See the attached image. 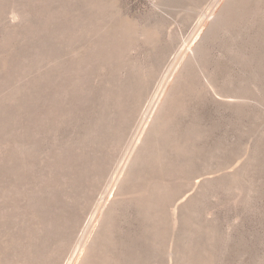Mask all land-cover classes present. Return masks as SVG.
<instances>
[{
    "label": "rangeland",
    "instance_id": "1",
    "mask_svg": "<svg viewBox=\"0 0 264 264\" xmlns=\"http://www.w3.org/2000/svg\"><path fill=\"white\" fill-rule=\"evenodd\" d=\"M0 264H264V0H0Z\"/></svg>",
    "mask_w": 264,
    "mask_h": 264
},
{
    "label": "bare ground",
    "instance_id": "2",
    "mask_svg": "<svg viewBox=\"0 0 264 264\" xmlns=\"http://www.w3.org/2000/svg\"><path fill=\"white\" fill-rule=\"evenodd\" d=\"M100 21V20H99ZM96 22V21H95ZM85 41V40H84ZM54 42V41H53ZM80 42V41H79ZM69 50V49H68ZM92 53V52H91ZM104 59V58H103ZM81 61V60H80ZM81 64V63H80ZM62 72V71H61ZM80 72V71H79ZM56 76V75H55ZM41 80V79H40ZM80 81V80H79ZM60 82V81H59ZM62 82V81H61ZM65 82V81H64ZM75 84V83H74ZM86 84H88V83H86ZM40 85V84H39ZM63 87V86H62ZM37 88V87H36ZM46 88V87H45ZM61 88V87H60ZM44 89V88H43ZM85 90V89H84ZM59 91V90H58ZM78 91V90H77ZM37 94V93H36ZM50 94V93H49ZM56 94V93H55ZM58 94V93H57ZM65 94V93H64ZM71 94H72V92H71ZM159 95H161V94H159ZM72 97V96H71ZM50 101V100H49ZM159 101H160V98H159V96L157 97V99H156V101H155V103H154V105H155V108H152L151 109V111L149 112V113H147L146 114V116L143 118V123H142V126H141V128H140V131H139V136L137 137V141H136V145H138V142H140V140H141V138H142V135H144L145 134V132H146V129H147V127L149 126V124H150V122H151V118H152V115L154 114V110L156 109V107L158 106V104H159ZM68 103V102H67ZM26 116V115H25ZM38 117V116H37ZM28 120V119H27ZM55 121V120H54ZM39 130V129H38ZM37 131V130H36ZM55 136V135H54ZM135 141V140H134ZM134 143V142H133ZM132 143V144H133ZM136 145H134V147L136 146ZM46 146H47V144H46ZM133 146V145H132ZM131 146V147H132ZM134 147H133V149H132V151L134 150ZM68 152V151H67ZM63 153V152H62ZM70 154V153H69ZM131 156H132V152H129L128 154H127V156H125V158L123 159V161H122V163L120 164V166H119V169H118V172H117V174H116V176L113 178V181H112V185L111 186H113V187H115L118 183H119V181H120V179H121V177H122V174L124 173V171H125V169L128 167V165H129V163H130V160H131ZM81 157V156H80ZM76 158V157H75ZM64 159V158H63ZM71 160V159H70ZM60 164V163H59ZM65 164V163H64ZM88 166V165H87ZM69 167V166H68ZM89 170V169H88ZM82 174V173H81ZM43 175V174H42ZM30 177V176H29ZM58 178V177H57ZM46 179V178H45ZM30 180V179H29ZM45 182H46V180H45ZM112 188V187H111ZM35 206V205H34ZM28 207V206H27ZM33 207V206H32ZM20 209V208H19ZM12 241V240H11Z\"/></svg>",
    "mask_w": 264,
    "mask_h": 264
}]
</instances>
